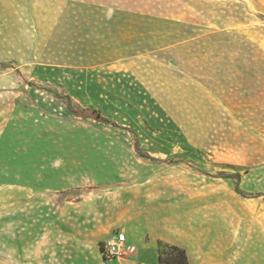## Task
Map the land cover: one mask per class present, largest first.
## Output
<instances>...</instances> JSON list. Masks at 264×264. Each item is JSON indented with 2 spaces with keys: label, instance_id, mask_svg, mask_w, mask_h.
I'll list each match as a JSON object with an SVG mask.
<instances>
[{
  "label": "rangeland",
  "instance_id": "1",
  "mask_svg": "<svg viewBox=\"0 0 264 264\" xmlns=\"http://www.w3.org/2000/svg\"><path fill=\"white\" fill-rule=\"evenodd\" d=\"M85 1L0 0V63L7 65H0V192L29 183L46 191L103 186L116 195L124 186L171 180L176 192L193 186L195 175L237 171L241 187L264 195V10L249 0H205L200 19L202 0H190L193 14L172 19L190 30L166 33L181 38L133 57L103 58L79 39L75 6ZM157 2L180 10L187 0ZM220 10L223 23L248 31L196 30L198 22L214 24ZM213 39L230 43L223 53L247 65H235L231 79L211 81L207 109L197 103V83L204 82L197 76L213 66ZM193 65L198 72L188 89L185 70ZM67 96L73 109L94 108L116 125L74 115ZM136 142L155 159L141 156Z\"/></svg>",
  "mask_w": 264,
  "mask_h": 264
},
{
  "label": "crops",
  "instance_id": "2",
  "mask_svg": "<svg viewBox=\"0 0 264 264\" xmlns=\"http://www.w3.org/2000/svg\"><path fill=\"white\" fill-rule=\"evenodd\" d=\"M249 1L264 10V0ZM189 2L179 10L160 7L157 0H87L75 6L79 39L95 47L94 57H133L141 50L152 51L182 37L167 32H183V26L190 30L189 25L172 20L193 14ZM202 3L196 9L200 19L202 13L205 16V0ZM214 17V24L198 22L196 30H211L215 36L248 31L242 23H223L221 10ZM213 47V66H206L197 76L204 81L197 83V103L207 109L215 94L211 81L231 79L235 65H247L246 60L238 62L223 53V47L232 50L230 43L214 40ZM185 72L189 89L195 85L191 80L196 81L191 73L196 74L198 67L188 66ZM222 73L227 76H217ZM260 74L264 112V63ZM233 173L239 176H227ZM206 176L215 181L207 182ZM241 177L237 171L195 175L188 181L193 186L186 191L175 192L171 180L165 186H124L116 195L103 186L46 191L35 184H8L0 192V264H103L100 243L116 231L125 233L134 250L114 264H159L164 244L183 248L189 264H264V200L255 206V200L264 195H253L241 187ZM217 178L235 182L223 184Z\"/></svg>",
  "mask_w": 264,
  "mask_h": 264
},
{
  "label": "trees",
  "instance_id": "3",
  "mask_svg": "<svg viewBox=\"0 0 264 264\" xmlns=\"http://www.w3.org/2000/svg\"><path fill=\"white\" fill-rule=\"evenodd\" d=\"M0 65L5 66V67L7 66L6 64H3V63H0ZM67 100H68L69 109L73 112L74 115L82 116V117H90L100 122L116 125L115 122L103 116L100 112L96 111L94 108L85 107L82 109H73L70 104L71 99L69 96H67ZM136 150L141 156L145 158L155 159L154 157L149 155L147 152L143 151L139 147L137 142H136ZM227 176H239V174L233 173ZM236 188L238 191H240L238 187ZM159 264H189V261H188L186 251L183 248L176 246V245L164 244L161 246L159 250Z\"/></svg>",
  "mask_w": 264,
  "mask_h": 264
},
{
  "label": "built area",
  "instance_id": "4",
  "mask_svg": "<svg viewBox=\"0 0 264 264\" xmlns=\"http://www.w3.org/2000/svg\"><path fill=\"white\" fill-rule=\"evenodd\" d=\"M102 263L114 264L118 258L134 250V246L127 244L125 233L116 231L107 236L100 243Z\"/></svg>",
  "mask_w": 264,
  "mask_h": 264
}]
</instances>
